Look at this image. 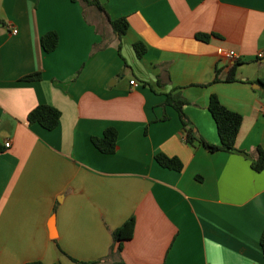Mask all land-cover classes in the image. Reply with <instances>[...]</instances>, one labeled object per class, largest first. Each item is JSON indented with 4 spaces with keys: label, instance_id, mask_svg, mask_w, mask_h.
Here are the masks:
<instances>
[{
    "label": "crops",
    "instance_id": "0c3cea01",
    "mask_svg": "<svg viewBox=\"0 0 264 264\" xmlns=\"http://www.w3.org/2000/svg\"><path fill=\"white\" fill-rule=\"evenodd\" d=\"M98 1L126 17L121 38L79 1L0 0V264H114L111 232L131 216L125 264H264V170L251 167L264 151V0ZM49 31L58 46L46 53ZM35 72L41 80H20ZM172 92L213 145L210 96L240 114L238 151L187 143L163 106ZM42 104L61 113L54 130L27 123ZM109 127L117 149L102 154L91 137ZM158 153L183 169L161 167Z\"/></svg>",
    "mask_w": 264,
    "mask_h": 264
},
{
    "label": "trees",
    "instance_id": "16d2710c",
    "mask_svg": "<svg viewBox=\"0 0 264 264\" xmlns=\"http://www.w3.org/2000/svg\"><path fill=\"white\" fill-rule=\"evenodd\" d=\"M71 1H79L84 6L94 7L97 11L104 14L109 19V25L118 38H121L123 35H125L128 29V21L126 17L110 19L104 7L98 0ZM0 23L4 24V21L0 19ZM197 37L201 40L208 39V35L205 34H199ZM40 44L44 52H53L58 46V34L55 31L46 32L41 36ZM95 50L96 48L94 47V51ZM133 50L138 58L142 57L146 52L145 46L142 43H134ZM41 78V73L35 72L22 76L20 80L39 81L41 80ZM227 80L231 81L230 78H228ZM186 104V100L179 93L172 92L166 94L163 106H171L178 113V116L182 123V132L184 134V139L187 143L193 144L194 142H197L208 152L223 151L230 153L238 151L236 148V143L238 139L239 130L243 121V118L240 114L233 112L223 106L215 95L210 96L207 108L216 125V130L220 141L218 145H213L206 142L203 138H201L193 131L191 121L184 112V106ZM60 117L61 113L57 108L51 105L42 104L36 106L28 113L27 123L29 125L38 124L43 129L51 131L58 126ZM162 119H166V116H163ZM117 135V130L113 127H109L104 130L102 136H92L91 143L100 153L113 154L117 149ZM155 160L158 165L163 168L175 170L177 172H180L183 169L182 163L175 157H169L165 154L158 153L155 155ZM251 167L256 172H261L262 170H264V151L262 149L258 148L256 156L252 159ZM134 226L135 218L131 216L121 226L111 232L113 244L110 249V255L117 256L118 258V261H116L114 264H125L120 258L122 244L123 241L132 238L134 233ZM259 244L264 259V229L261 233ZM73 262H75L76 264H106V260L90 262L73 260ZM25 264L42 263L39 261H34L27 262Z\"/></svg>",
    "mask_w": 264,
    "mask_h": 264
},
{
    "label": "built area",
    "instance_id": "2783aa9c",
    "mask_svg": "<svg viewBox=\"0 0 264 264\" xmlns=\"http://www.w3.org/2000/svg\"><path fill=\"white\" fill-rule=\"evenodd\" d=\"M12 33L13 34H16L17 33V30H12ZM263 56H264L263 52H259L258 55H257L258 58H262ZM224 57L226 59H229V60H233L234 61V60H237L239 56H238V54L235 51L228 50V51H226L224 53ZM129 84L131 86H137V83L134 80H130ZM261 112H262V114H264V108H262ZM9 146H10V143L9 142H6L5 143V147L7 148Z\"/></svg>",
    "mask_w": 264,
    "mask_h": 264
}]
</instances>
